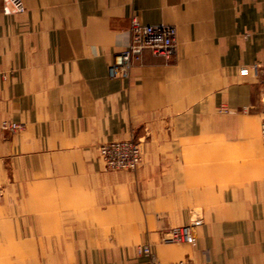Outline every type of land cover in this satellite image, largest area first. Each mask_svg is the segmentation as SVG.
<instances>
[{"label": "crops", "instance_id": "0c3cea01", "mask_svg": "<svg viewBox=\"0 0 264 264\" xmlns=\"http://www.w3.org/2000/svg\"><path fill=\"white\" fill-rule=\"evenodd\" d=\"M23 3L5 14L0 1V116L23 124L0 131V181L6 215L46 210L42 225H0L4 246H43L39 264H145L143 242L162 263L264 264V0ZM135 16L175 25L176 53L146 50L115 76ZM131 137L137 172L105 171L99 145ZM184 223L196 247L160 241Z\"/></svg>", "mask_w": 264, "mask_h": 264}, {"label": "built area", "instance_id": "2783aa9c", "mask_svg": "<svg viewBox=\"0 0 264 264\" xmlns=\"http://www.w3.org/2000/svg\"><path fill=\"white\" fill-rule=\"evenodd\" d=\"M2 11L5 14L22 13L25 11L23 0H0ZM131 39L127 47L117 52L110 69L115 76H125L130 69L141 61L146 50H150L154 55L162 56L165 59H172L177 48V27L170 24L150 25L142 23L136 16L131 20ZM264 67V59L253 64L256 73ZM249 67L240 69V74L248 75ZM4 128L16 130L20 124L1 121ZM261 136L264 144V122L261 128ZM101 155L107 167H138L141 163L142 155L140 145L133 139L112 141L102 144ZM166 242H188L196 244V237L190 225L170 228L164 235ZM144 252L150 255L148 264H160L148 247ZM171 264H196L187 260H180Z\"/></svg>", "mask_w": 264, "mask_h": 264}, {"label": "rangeland", "instance_id": "374dc122", "mask_svg": "<svg viewBox=\"0 0 264 264\" xmlns=\"http://www.w3.org/2000/svg\"><path fill=\"white\" fill-rule=\"evenodd\" d=\"M230 112H232V111L230 110ZM3 120H8L11 123L16 122V121H13V120H10L8 118L0 116V131H4L8 135H11V134H14V133L18 132L23 127L22 123L16 122V123L20 124V128L12 131V130H10L8 128H4L1 125V121H3ZM261 138H262V136H261ZM130 139L135 140L140 145V148H141L140 142L135 137L126 138V139L110 140V141L102 142L99 145V147H98L99 160L101 161V163L103 165V169L105 171H134V172H137V170L140 168V166L144 162V154H143L142 148H141V155H142L141 163L138 165V167H133V168L107 167L105 165V162H104L103 157L101 155L100 147H101L102 144H105V143H108V142H112V141L130 140ZM10 176H11V173L9 172V177ZM9 186H10L9 183L0 181V204H3V205L5 204V206H4L5 208H3L4 213H3V215L0 214V225L6 226V225H9V224H12V223H20V224H22L23 220L26 223H30V224H36L37 223L38 225H42L44 223V213H45V210H46L43 207V203L44 202L42 200H40V201H32L33 206H31V207H23L22 205H20L21 210L24 209L25 213L33 212L27 217L26 216H17V213H15L16 216L6 215L5 214V211L11 210V208L9 206L7 208L6 205L10 204V206H11L12 203H13L12 198H11V196L8 193V192H10V191H8V187ZM35 202L37 203V205H41V206L40 207L39 206H34ZM17 219H18V221H17ZM184 225H190L191 226L192 232H193L194 236L196 237V244H191V243H188V242H166L164 240V235L170 228L181 227V226H184ZM4 234L5 233H3L2 231L0 232V260L6 261L5 263H2V264H28L26 259H29V261H33L32 259L35 257L36 261H37L38 257H42V255L45 254V250L46 249L43 246L35 247V248L26 247L27 245H25V246L21 245L20 247H14V248L8 247V246H4V244H3L4 241L8 242V241H10L13 238L11 235H5L4 236ZM22 235L24 237L23 240H28V238H26V237H29V235H31V232H26L25 231V232H22ZM35 235L38 236V237H41V236H44L45 234H44V232L43 233L36 232ZM114 237H115L114 232L108 234V239L109 240H114ZM160 241L162 243H164V244H172V245L188 243V244H190V245H192L194 247H196L198 245V242H199L198 241V235L196 233L195 224L194 223L171 224V225L163 226V228L161 230ZM145 247H148L150 249L151 253H153L154 256H155V254H154V251H153V248H152V244L150 242H143V243H140L138 245V251L140 252V254L146 255L148 257L147 260H146V263H145V264H148V261L150 259V255L144 252V248ZM156 259H157V257H156ZM157 260L160 262V264H171V263H176V262H178L180 260H187V261H191V262H194L196 264H199L194 258L189 257V256H186L184 258H181V259H178V260H175V261H172V262H168V263H162L159 259H157ZM33 262H34V264H39L38 262L37 263L35 261H33Z\"/></svg>", "mask_w": 264, "mask_h": 264}]
</instances>
